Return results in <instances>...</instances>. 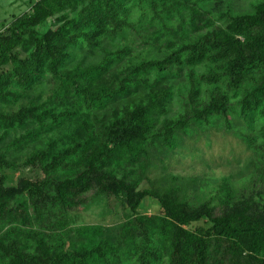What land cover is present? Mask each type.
Segmentation results:
<instances>
[{
  "label": "trees",
  "instance_id": "obj_1",
  "mask_svg": "<svg viewBox=\"0 0 264 264\" xmlns=\"http://www.w3.org/2000/svg\"><path fill=\"white\" fill-rule=\"evenodd\" d=\"M50 17L54 26L39 33L36 27ZM149 34L153 45L170 53L145 58L106 81L121 55L102 42L127 44L129 39L149 45ZM99 51L98 63L67 66L73 54ZM183 62L207 63L212 89L200 101L199 81L190 73L183 114L153 133V115L166 112L172 100L170 89L159 82L179 76ZM11 77L28 90L50 77L55 81L50 99L63 106L73 103L85 113L132 95L139 101L100 122L103 142L86 131L82 140L56 154L30 155L25 163H37L45 179L10 186L0 177V264H123V258L126 264H264V190L227 188L217 203L195 205L182 199L176 187L139 188L154 157L151 148L172 149L194 126L211 127L216 120L232 128L223 88L240 92L238 117L247 124L264 118V1L224 27L215 26L209 11L194 0H39L31 14L0 32L1 100ZM49 110L39 112L31 105L0 113V138L28 122L42 128ZM260 131L264 138V126ZM243 140L257 155V178L264 184V141L255 143L250 135ZM1 165L13 166L0 156ZM93 188L131 212L116 234L101 227H70L68 215L81 204L78 196ZM145 198L158 202L162 214H138ZM199 222L207 226H194Z\"/></svg>",
  "mask_w": 264,
  "mask_h": 264
},
{
  "label": "rangeland",
  "instance_id": "obj_2",
  "mask_svg": "<svg viewBox=\"0 0 264 264\" xmlns=\"http://www.w3.org/2000/svg\"><path fill=\"white\" fill-rule=\"evenodd\" d=\"M37 1L39 0H0V32L15 18L31 14L32 7ZM194 1L209 11L215 26L225 27L231 17L252 14L255 5L264 0ZM53 26L54 17H50L37 26L36 30L43 33ZM152 30L144 31L143 34L146 36ZM205 31L206 29L202 30V32ZM149 37V45H142L140 40L131 42L128 39L127 44L125 40H104L102 46L105 49L114 50L121 55V59L114 61L104 79L111 80L145 58L161 59L170 53V50L164 47L153 45V36L149 34ZM176 48L177 46H174L172 50ZM102 56L101 51L93 55L73 54L68 60L67 66H91L98 63ZM12 67L13 65L10 68ZM208 69L207 63L187 65L183 62L179 76H169L159 82L160 85L163 84L170 89L172 100L168 104L166 112L161 115H153L151 132L155 133L161 130L165 122L175 121L183 114V100H185L184 96L189 88L190 73L199 81V100L207 99V93L213 86L212 81L207 80L211 76ZM44 80L34 84L31 90H28L21 87L15 77H11L10 87L7 89L8 94L4 99H0V113L11 114L18 111L20 107L31 105H35L39 112L50 109L42 128H38L35 123L28 122L26 127L12 128L2 139L0 138V156L5 162L13 165L12 167L1 165L0 177L10 186H17L22 180L41 181L45 179V174L37 163L30 165L25 163L30 155L41 151L56 154L73 145L74 140H82L86 131L92 132L98 142H103L104 136L100 122L106 123L116 113L120 116L123 108L131 107L139 101L138 95H132L128 99L110 104L102 110L93 109L89 113H85L73 103L63 106L53 102L50 99V93L55 86V81L50 77ZM222 91L229 95L232 128H224L222 122L216 120L211 127L194 126L186 134L188 136L196 134V136H182L181 143L172 149H164L162 146H158L156 149L151 148V154L154 157L152 156V163L147 170L145 179L140 183V189L158 188L163 190L176 187L182 195V199L195 205L206 200L215 202L227 188L245 193L264 190V184L260 183L257 178L256 169L259 162L257 155L254 149L243 140V137L250 135L255 137V143L264 141L262 134L260 135V128L264 126V118L256 117L247 124L245 119L238 117L240 92H234L227 88H223ZM85 118H88L89 123L84 124ZM204 129L206 130L204 131ZM27 131H29L28 135ZM21 134H24V137L19 142H14L15 137L17 138ZM0 136H3L1 130ZM121 169L119 168V170ZM78 199L81 204L68 215L70 227H101L111 234H116L119 225L131 216V212L119 200L99 197L96 194V188L80 194ZM138 214L158 216L162 214V209L154 199L145 198L138 209ZM0 225L3 226V223ZM198 225L207 226V223L194 224V226ZM122 263H127L125 258Z\"/></svg>",
  "mask_w": 264,
  "mask_h": 264
}]
</instances>
